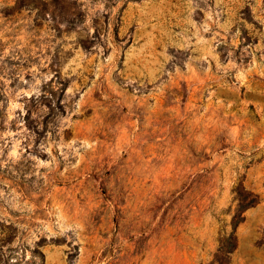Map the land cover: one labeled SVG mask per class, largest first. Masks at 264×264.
Segmentation results:
<instances>
[{
    "label": "rangeland",
    "instance_id": "rangeland-1",
    "mask_svg": "<svg viewBox=\"0 0 264 264\" xmlns=\"http://www.w3.org/2000/svg\"><path fill=\"white\" fill-rule=\"evenodd\" d=\"M0 264H264V0H0Z\"/></svg>",
    "mask_w": 264,
    "mask_h": 264
}]
</instances>
